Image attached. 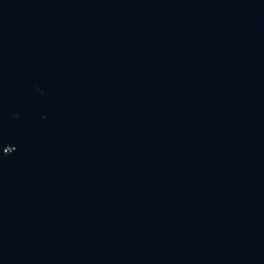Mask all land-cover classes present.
<instances>
[{
    "label": "water",
    "instance_id": "1",
    "mask_svg": "<svg viewBox=\"0 0 264 264\" xmlns=\"http://www.w3.org/2000/svg\"><path fill=\"white\" fill-rule=\"evenodd\" d=\"M0 264H264V0H0Z\"/></svg>",
    "mask_w": 264,
    "mask_h": 264
}]
</instances>
